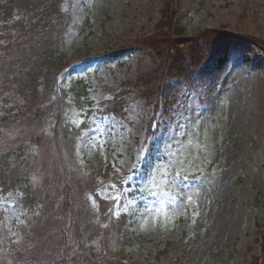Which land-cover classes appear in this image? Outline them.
<instances>
[{"label": "rangeland", "instance_id": "1", "mask_svg": "<svg viewBox=\"0 0 264 264\" xmlns=\"http://www.w3.org/2000/svg\"><path fill=\"white\" fill-rule=\"evenodd\" d=\"M167 4L73 0L67 7L66 67L59 82L68 92L82 83L87 97L78 104L72 94L65 99V157L85 179L96 178L89 212L101 219L95 196L108 204V221L100 220L105 239L95 244L117 258L255 264L264 232V0L170 3L176 16L163 29L180 48L201 33H225L191 82L157 80L168 51L152 48L151 40L161 35ZM147 40L151 45H144ZM142 77L152 82V97L146 86L128 88L118 115L108 113L122 84ZM53 125L41 146L30 149L40 152L33 181L48 184V191L58 163ZM21 199L20 193L0 198V264L7 263L11 241L25 224Z\"/></svg>", "mask_w": 264, "mask_h": 264}, {"label": "trees", "instance_id": "2", "mask_svg": "<svg viewBox=\"0 0 264 264\" xmlns=\"http://www.w3.org/2000/svg\"><path fill=\"white\" fill-rule=\"evenodd\" d=\"M166 1L164 24L159 26L161 35L151 40L152 48L165 46L168 51L164 70L157 80L164 82L174 76L191 82L225 33L218 37L201 33L183 44L184 49L180 48V42L163 29L176 16V8L170 4L174 0ZM72 2L0 0V198L20 193L22 208L27 210L25 224L11 241L5 264H132L95 244L98 239H103L102 243L105 239L106 229L101 221H108L104 217L108 204L94 196L101 213V219L96 220L89 212L87 200L89 194H96V178L85 179L65 157L66 143L70 142L64 125L65 99L72 94L78 104L87 97V88L82 83L72 85L68 92L59 82L66 67L65 33L70 22L67 7ZM214 39L218 40L213 42ZM148 40L144 45H151ZM149 82V78L142 77L123 83V91L114 95L107 112L118 115L126 103L123 98L129 93L128 88L146 86L147 97H152ZM155 88L160 95L161 84ZM50 123L54 124L51 146L58 163L52 172L56 179H50L52 190L48 191V184L33 180L36 168L40 167L37 149ZM14 130L16 135L8 143L5 138ZM32 147L37 149L30 154ZM101 176L103 180L109 178V170ZM108 228H114L113 221ZM261 238L262 252L255 264H264V232Z\"/></svg>", "mask_w": 264, "mask_h": 264}, {"label": "snow or ice", "instance_id": "3", "mask_svg": "<svg viewBox=\"0 0 264 264\" xmlns=\"http://www.w3.org/2000/svg\"><path fill=\"white\" fill-rule=\"evenodd\" d=\"M178 175V174H177Z\"/></svg>", "mask_w": 264, "mask_h": 264}]
</instances>
